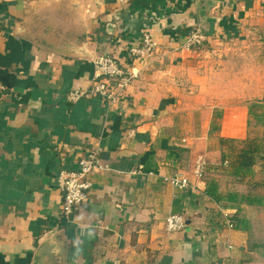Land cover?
<instances>
[{"label":"crops","instance_id":"1","mask_svg":"<svg viewBox=\"0 0 264 264\" xmlns=\"http://www.w3.org/2000/svg\"><path fill=\"white\" fill-rule=\"evenodd\" d=\"M262 5L215 0L201 23L197 0H0V264H241L246 231L227 229L206 182L179 190L165 176L218 161L217 139L235 137L224 122L213 136L208 97L223 87L212 79L226 76L228 41L247 38ZM198 27L205 45L182 48ZM144 32L160 46L154 60L128 53ZM102 54L139 77L115 102H70L92 88ZM97 149L110 169L91 174L89 201L65 217L56 177ZM176 212L186 227L169 232Z\"/></svg>","mask_w":264,"mask_h":264},{"label":"rangeland","instance_id":"2","mask_svg":"<svg viewBox=\"0 0 264 264\" xmlns=\"http://www.w3.org/2000/svg\"><path fill=\"white\" fill-rule=\"evenodd\" d=\"M248 27L246 39H229L227 47L230 49L226 52L231 56L225 62L226 76L212 79L214 82L223 83V87L220 92L217 88L211 89L213 91L208 97L210 105L219 104L212 110L211 127L214 124L221 130L224 122L229 131L232 125L236 130L233 134L235 137L226 138L223 144L217 139L220 143L218 146L224 151L225 161L222 160V154L213 163L207 158L206 160L213 177L219 179L223 193L237 191L264 196V0L261 8L250 17ZM204 45L205 43L201 48ZM251 103H257L254 111L262 114L260 120L249 113L248 107ZM217 132L219 130H214L213 136ZM245 148L254 150V154H251L253 173L238 178L230 173L231 163ZM224 211L232 216L235 223L241 219L248 221L244 237L247 249L242 261L247 262L252 258L256 260V264H264V205L258 208L244 206L241 212H236L233 208H224ZM250 251L254 252L252 256Z\"/></svg>","mask_w":264,"mask_h":264},{"label":"built area","instance_id":"3","mask_svg":"<svg viewBox=\"0 0 264 264\" xmlns=\"http://www.w3.org/2000/svg\"><path fill=\"white\" fill-rule=\"evenodd\" d=\"M1 30L2 25L0 22V32ZM207 41L208 36L204 33L201 27H198L188 33L183 40V43H181V47L188 50L195 47L199 48ZM159 50L160 46L156 43L152 33L144 32L141 43L130 45L128 53L131 57L154 60L155 54ZM93 64L95 71L92 88L90 90L84 88H75L71 90L67 95L70 102H77L89 93L100 94L110 102H115L123 96L124 89L132 82V80L139 77L138 68H131L122 65L119 60L111 54L97 56L93 60ZM4 88L5 87L0 84V89ZM108 169H110L109 165L103 162L100 155V149H97L94 152L83 155L79 160L76 169L63 168L60 170L56 178L58 187L63 193L61 213L65 217H70L79 206L89 201L94 186L91 174L94 171H105ZM206 169V158L204 156H199L191 171L185 169L177 170L171 175L165 176V180L175 189H191L201 192L200 183L204 181ZM134 173L154 174L151 170H145L143 165H139L134 170ZM220 207L227 229L229 231L234 230L236 223L232 216H230L229 213H226L222 206ZM186 222L187 218L183 213H170L166 217L165 228L169 232L180 231L186 227ZM227 244L229 248L233 247V244L228 241Z\"/></svg>","mask_w":264,"mask_h":264},{"label":"trees","instance_id":"4","mask_svg":"<svg viewBox=\"0 0 264 264\" xmlns=\"http://www.w3.org/2000/svg\"><path fill=\"white\" fill-rule=\"evenodd\" d=\"M256 104L257 103H251L249 105L248 107L249 113L255 116L258 120H260L263 116L262 114H257L256 110H255L256 112L254 111V107L257 106ZM214 130L218 131L220 130V127L213 124V127H211V132L213 133ZM219 140L220 143L223 144L226 138L220 137ZM251 154L252 155L254 154V150L252 151V149H247V148L243 149V151L238 154V157H236L234 162L231 163L232 171L231 172L229 171L231 175L238 178H243L247 176V174L253 173L252 171L253 156ZM222 160L225 161L224 151L222 153ZM204 181L206 182L207 195L214 198L217 202L221 203V206L224 208H233L236 209V212H241L244 206H251L258 208L264 205V196L253 195L250 193L248 194L239 193L237 191H229L227 193H223L220 190L219 181L215 177H213L212 170L209 167H207L205 171ZM235 227L240 230H245L248 228V221L246 219H241L235 224ZM250 249L252 250L253 248ZM250 254L252 256V253ZM249 260H253V259L249 258ZM243 262L246 261L245 260L242 261L241 264Z\"/></svg>","mask_w":264,"mask_h":264},{"label":"water","instance_id":"5","mask_svg":"<svg viewBox=\"0 0 264 264\" xmlns=\"http://www.w3.org/2000/svg\"><path fill=\"white\" fill-rule=\"evenodd\" d=\"M214 5H215V0H197L198 16L201 23L205 22L211 7ZM51 236H50V240H51Z\"/></svg>","mask_w":264,"mask_h":264}]
</instances>
